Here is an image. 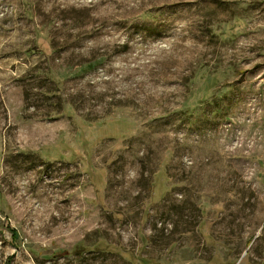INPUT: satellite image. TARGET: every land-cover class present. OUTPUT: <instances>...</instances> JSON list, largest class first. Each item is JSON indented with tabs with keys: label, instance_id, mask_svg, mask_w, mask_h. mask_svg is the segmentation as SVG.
I'll return each instance as SVG.
<instances>
[{
	"label": "rangeland",
	"instance_id": "obj_1",
	"mask_svg": "<svg viewBox=\"0 0 264 264\" xmlns=\"http://www.w3.org/2000/svg\"><path fill=\"white\" fill-rule=\"evenodd\" d=\"M0 264H264V0H0Z\"/></svg>",
	"mask_w": 264,
	"mask_h": 264
}]
</instances>
